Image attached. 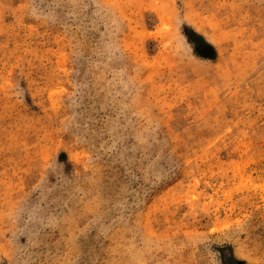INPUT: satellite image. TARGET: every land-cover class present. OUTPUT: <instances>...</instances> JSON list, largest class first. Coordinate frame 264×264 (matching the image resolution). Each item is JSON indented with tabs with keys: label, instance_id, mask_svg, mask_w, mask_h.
Wrapping results in <instances>:
<instances>
[{
	"label": "rangeland",
	"instance_id": "obj_1",
	"mask_svg": "<svg viewBox=\"0 0 264 264\" xmlns=\"http://www.w3.org/2000/svg\"><path fill=\"white\" fill-rule=\"evenodd\" d=\"M0 264H264V0H0Z\"/></svg>",
	"mask_w": 264,
	"mask_h": 264
},
{
	"label": "water",
	"instance_id": "obj_2",
	"mask_svg": "<svg viewBox=\"0 0 264 264\" xmlns=\"http://www.w3.org/2000/svg\"><path fill=\"white\" fill-rule=\"evenodd\" d=\"M198 50L203 55H209L211 53V48L209 45H204L202 48H199Z\"/></svg>",
	"mask_w": 264,
	"mask_h": 264
}]
</instances>
